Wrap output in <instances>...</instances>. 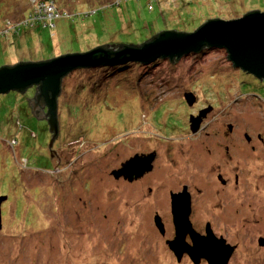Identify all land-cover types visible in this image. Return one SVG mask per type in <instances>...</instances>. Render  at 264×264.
I'll list each match as a JSON object with an SVG mask.
<instances>
[{
  "label": "rangeland",
  "instance_id": "374dc122",
  "mask_svg": "<svg viewBox=\"0 0 264 264\" xmlns=\"http://www.w3.org/2000/svg\"><path fill=\"white\" fill-rule=\"evenodd\" d=\"M37 1L0 0V67L264 11V0H54L57 9ZM39 7L55 25L12 34ZM131 62L113 73L80 67L62 79L51 158L48 123L22 105L34 88L0 94V195L9 196L0 204V264H195L176 261L165 243L174 233L167 194L183 186L194 196L192 228L206 235L209 224L233 246L229 264H264V85L223 48ZM203 115L211 134L191 133V117ZM150 154L153 170L136 180L112 174ZM216 168L232 182L237 175V185L220 186Z\"/></svg>",
  "mask_w": 264,
  "mask_h": 264
},
{
  "label": "water",
  "instance_id": "95a60500",
  "mask_svg": "<svg viewBox=\"0 0 264 264\" xmlns=\"http://www.w3.org/2000/svg\"><path fill=\"white\" fill-rule=\"evenodd\" d=\"M206 46L226 49L228 58L235 67L251 73L258 79H264V11L252 9L246 11L241 17L204 21L197 29L188 33L173 30L162 31L140 46H124L119 50L97 47L84 53H64V55L51 57V59L47 58L49 60L17 61L6 64L0 67V94L11 90L22 94L32 86L36 87L35 96L30 105L32 112H35L38 104L47 108L43 115L39 114L36 118L44 119V115L48 117L47 123L51 138H49L47 147L51 158L56 154L49 146L58 133L57 97L61 91L62 79L69 72L80 67L118 65L127 60L152 63L159 57L173 59L175 56L196 53ZM191 125L193 130L198 126L197 122H192ZM153 158L152 154L142 157L135 156L127 161L121 170L113 171L112 174L116 178L124 174L131 180L135 168H139L140 173L149 171L152 168ZM5 199L6 196H0V204ZM172 204L175 237L168 241V244L177 254L178 260L182 255V246L186 245L184 251L195 264L199 263L202 258L208 264H229L233 247L226 244L223 238L215 237L209 224L205 229L206 235L197 233L188 218V204L180 212L175 210L174 202ZM157 227L161 232L163 231L160 223ZM186 233L190 234L192 245L185 243ZM261 243H264V239Z\"/></svg>",
  "mask_w": 264,
  "mask_h": 264
},
{
  "label": "flooded vegetation",
  "instance_id": "af4514ba",
  "mask_svg": "<svg viewBox=\"0 0 264 264\" xmlns=\"http://www.w3.org/2000/svg\"><path fill=\"white\" fill-rule=\"evenodd\" d=\"M34 89H36V87L35 86H32ZM31 88V87H30ZM33 95H35V91H34V94ZM32 97V96H31ZM32 99H33V97L32 98H26V97H24V100H23V103H25L26 104V107L29 109V110H32L31 108H32V106L30 105L31 104V101H32ZM37 109H35V112H31L32 114H34L35 115V117L34 118H36V117H38L39 116V114H44L45 112H46V110H47V108L45 107V106H41L40 104H38V106L36 107ZM43 111V112H39V111ZM205 112H200L199 114L201 115V114H204ZM206 115H203V116H200V117H198V118H194V117H191V119H190V124L192 123V122H197V124H198V126L195 128V130H193L192 129V125H190L189 124V126H188V129H190V131H191V133H197V135H199V133H205V134H211V132H210V129H211V125H210V123H204V121H203V117H205ZM44 119L43 120H45L46 122H47V115H44V117H43ZM196 125H194V127H195ZM229 128H231V126L229 127ZM195 131V132H194ZM221 131V129L219 128V130L218 131H216V133H219ZM231 132H232V129H230L229 131H227V132H225V134H224V136H227V135H230L231 134ZM49 137L51 138V134L49 135ZM202 144V143H201ZM224 149H225V152L228 154L229 152H230V149H229V147L226 145L225 147H224ZM208 151H209V155H211V151L212 152H214V150L212 149V148H209L208 149ZM63 167H61L60 165H59V161H58V164L55 166V171H57V172H59L61 169H62ZM152 168H153V166H152ZM150 169L149 171H151V170H153V169ZM199 168H201V166H195L194 167V169L195 170H197V171H199ZM217 169L218 168H216L215 169V172L213 171V173H216V177H215V179L217 180V182L220 184V186L221 185H223V186H231L232 184H233V186H235V185H237V183H238V181H239V178L237 177V175H235V178H234V180H233V182H232V179H231V177H226V178H224L223 177V175L221 174V175H219V171H217ZM149 171H145V172H143V173H140L141 172V170L139 169V168H135L134 169V174H132V179L130 180V181H132V180H136L138 177H141V176H143L146 172H149ZM147 174V173H146ZM225 175V174H224ZM122 179H126L127 180V178L124 176V174H122ZM125 177V178H124ZM203 181H207V180H205V179H203V178H205V176H203V178L202 177H200ZM200 179V180H201ZM201 185H202V187H203V185H205L204 183H202V182H199ZM200 189V188H199ZM217 193V192H216ZM216 193H214L215 195H216ZM167 196H168V200H169V211H168V214H169V218H168V220H169V223L170 224H172V227H173V230H174V233L173 234H170L167 238H166V240H165V243H166V245H167V247H168V249L170 250V252H171V254L172 255H174V257H175V259H176V261H177V259H178V256H177V254L175 253V251L172 249V247L171 246H169V244H168V241H171V240H173L174 239V237H175V226H174V222H173V212H172V208H173V202H174V206L176 207V211H178V212H180V211H182L181 209H183L184 208V206H187V204H188V218H189V221H190V218H191V215H192V212H193V208H194V196L192 195V193H190V191L188 190V188H187V186L185 187V186H183V187H180V188H178V189H175V190H170L169 191V193L167 194ZM184 210V209H183ZM178 212H176L177 214H178ZM154 223H155V225L157 226V224H161L162 226H163V231L161 232L160 231V234L161 235H164L165 234V224H164V222L162 221V218L159 216V215H156L155 216V218H154ZM190 223H193V222H191L190 221ZM194 225V224H193ZM207 226V225H206ZM158 228V227H157ZM211 229V228H210ZM195 230V229H194ZM196 231V230H195ZM213 232V231H212ZM199 233V232H198ZM200 235H203L202 233H199ZM214 235V234H213ZM215 236V235H214ZM216 237V236H215ZM217 238H221V237H217ZM184 241H185V243L186 244H188V245H192V241H191V237H190V234L189 233H186V235H185V237H184ZM262 242V239H260L259 240V245H261V246H263V244L261 243ZM226 244H228V243H226ZM233 247V246H232ZM186 248V245H183L182 246V248H181V250H183L182 251V255H181V257L179 258V260H181L182 259V257H187V258H189L190 260H191V258H190V256L186 253V251H184V249ZM233 251H234V248H233ZM232 254H233V252H232ZM232 254H231V256H232ZM231 256H230V258H231ZM229 258V259H230ZM201 260H205V259H201ZM179 262V261H178Z\"/></svg>",
  "mask_w": 264,
  "mask_h": 264
},
{
  "label": "trees",
  "instance_id": "16d2710c",
  "mask_svg": "<svg viewBox=\"0 0 264 264\" xmlns=\"http://www.w3.org/2000/svg\"><path fill=\"white\" fill-rule=\"evenodd\" d=\"M44 1H48V2H54V0H38L35 4L36 5H38V3H43ZM56 4H58V2L57 3H53V7H54V9L56 8H58V5L56 6ZM39 6V5H38ZM29 9H27V11H26V13H30V11H31V8H30V6L28 7ZM152 8V5L150 4L149 5V9H151ZM33 11H34V9H33ZM56 11V10H55ZM33 15H34V17H35V19L33 18ZM33 15L30 17V19H33V20H28V17L27 16H23L24 17V20H25V23H24V21L22 22V23H17V24H15L13 27H14V29H12L11 31H12V34H20L23 30H25V29H27L28 28V26H31V24L33 23V24H36L37 26H39V27H45V28H51L50 26H53V25H55L54 24V20L55 19H48L47 17H46V14L44 13V11H42L41 10V8L39 7V9L38 8H36V10L33 12ZM41 17H43V19L42 20H38L39 18H41ZM60 18H67V15H66V12H62V14H58V18L57 19H60ZM56 19V20H57ZM212 19H224V18H221V17H213V18H211V19H207L206 21H208V20H212ZM226 20H228V19H226ZM205 21V22H206ZM27 22V23H26ZM204 23V22H203ZM200 26V25H199ZM198 26V27H199ZM10 26H7V28H9ZM197 27V28H198ZM6 28V29H7ZM53 28V27H52ZM196 28V29H197ZM169 29H167V30H162V31H168ZM170 30H173V31H177V32H185V33H188V32H190V31H185V30H183V31H178V30H175V29H170ZM195 30V29H194ZM193 30V31H194ZM20 31V32H19ZM161 30L160 31H158L157 33H155L154 35H152L151 37H149L148 39H146L144 42H141V43H112V42H106V43H104V44H101V45H98V46H96V47H94V48H97V47H104V48H107V49H111V50H119V49H122L124 46H140L141 44H143V43H145L146 41H148V40H150L152 37H154L156 34H158V33H160V32H162ZM15 36H17V35H15ZM94 48H92V49H94ZM211 49V48H213V47H203L200 51H198V52H196V53H194V54H199V53H202V52H204V50L205 49ZM215 48V47H214ZM89 50H91V49H86V50H82V51H80V52H76V53H84V52H87V51H89ZM226 50V49H225ZM227 52V51H226ZM68 54V53H67ZM190 54V53H189ZM192 54V53H191ZM62 55H64V54H62ZM185 55H187V54H184V55H182V56H180V57H174L173 59H168V58H164V59H167L168 61H176V60H178V59H180L181 57H183V56H185ZM227 56H228V53H227ZM53 58V57H52ZM49 59H51V58H49ZM49 59H43V60H49ZM161 59H163V58H161V57H159V58H157L154 62H152L151 64H143V63H141V62H135V64L137 65V66H145V65H155V64H157ZM229 59V58H228ZM37 61H42V59L41 60H37ZM20 62H27V61H20ZM19 62V63H20ZM131 63H133V61L131 62ZM13 65H15V64H13ZM232 65L234 66V64L232 63ZM107 67H110L111 68V72L110 73H113L114 71H116V70H118L119 68H122L123 66L122 65H120V64H118V65H114V66H112V65H98V66H93V67H87L86 69H88V68H100V69H102V68H107ZM235 67V66H234ZM236 68H238V67H236ZM241 69V68H240ZM243 70V69H242ZM125 71H127V70H125ZM244 71V70H243ZM246 72V71H245ZM70 73V72H69ZM247 73H249V72H247ZM129 73L128 72H125L124 74H122L121 76H115L116 75V73L114 74V76L115 77H117V78H127ZM251 74V73H250ZM252 75V74H251ZM108 76V75H107ZM257 80H259V81H261V83L264 85V79H258L257 78ZM33 88V87H32ZM34 91H35V89H34ZM36 92V91H35ZM34 96L35 95H33L32 97H33V99H34ZM32 97H30V98H32ZM22 105H23V107L24 108H27L26 107V104L25 103H22ZM23 108V109H24ZM43 168V167H42ZM49 169H51V167H50V165H49V167H45V170H49ZM0 196H6V195H0ZM7 198H9V196H6ZM16 205H17V203H16ZM15 205V208H17V207H19L18 205L16 206ZM2 211H4V214L2 215ZM5 210L4 209H2L1 210V218H3L4 217V215H5ZM2 220V219H1Z\"/></svg>",
  "mask_w": 264,
  "mask_h": 264
},
{
  "label": "built area",
  "instance_id": "2783aa9c",
  "mask_svg": "<svg viewBox=\"0 0 264 264\" xmlns=\"http://www.w3.org/2000/svg\"><path fill=\"white\" fill-rule=\"evenodd\" d=\"M57 13V12H56ZM53 13H50V16L52 15ZM58 14V13H57ZM51 19V18H50Z\"/></svg>",
  "mask_w": 264,
  "mask_h": 264
}]
</instances>
